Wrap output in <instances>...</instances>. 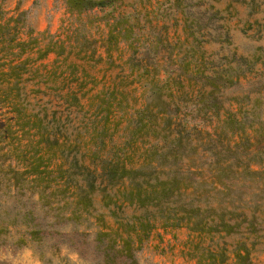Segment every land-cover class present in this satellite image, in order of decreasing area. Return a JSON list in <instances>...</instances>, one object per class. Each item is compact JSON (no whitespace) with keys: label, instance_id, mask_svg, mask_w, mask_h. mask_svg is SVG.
Segmentation results:
<instances>
[{"label":"trees","instance_id":"obj_1","mask_svg":"<svg viewBox=\"0 0 264 264\" xmlns=\"http://www.w3.org/2000/svg\"><path fill=\"white\" fill-rule=\"evenodd\" d=\"M115 2L64 0L71 20L61 38L60 32L35 30L0 0V108L9 113L0 120V200L24 196L31 203L14 210L10 224L24 227L15 244L60 233L46 228L53 223L37 219L35 210L43 209L60 220L95 218L93 241L100 259L93 262L87 251L76 249L91 264H137L136 251L157 227H185L182 254L195 264H256V247L264 252V120L258 105L243 106L245 99L234 98V107L220 103L222 87L238 80L236 67L203 57L197 61L178 49L175 70L163 68L164 76L160 68L142 71L143 103L128 118L125 140L113 149L106 124L132 98L118 85L97 93L95 116L103 124L93 126V166L81 160L85 144L62 131L56 109L49 115L46 105L31 106L30 93L42 91L27 88L43 74L45 64L39 61L54 53L55 72L62 55L63 60L84 58L88 38L81 15L115 8ZM127 18L106 23L110 40L131 37L126 31L133 25H119ZM183 56L189 58L183 62ZM69 66L74 80L76 61ZM70 93L78 102L80 97ZM96 190L106 214L92 213ZM3 224L4 218L0 232Z\"/></svg>","mask_w":264,"mask_h":264},{"label":"rangeland","instance_id":"obj_2","mask_svg":"<svg viewBox=\"0 0 264 264\" xmlns=\"http://www.w3.org/2000/svg\"><path fill=\"white\" fill-rule=\"evenodd\" d=\"M5 6L11 13L21 12L25 23L35 30L60 32L61 38L66 35L63 28L71 16L64 0H5ZM129 15L119 25L127 22L133 25L132 31H126L131 37L126 40L119 35L118 40H110L106 23ZM81 16L85 23L82 29L88 38L85 57L71 55L63 60L62 55L53 72L56 55L50 53L39 61L45 64L41 68L42 76L29 80L27 88L29 92L37 87L42 90L30 93L31 106L35 102L44 104L49 115L56 109L62 116V131L69 139L85 144L82 147L85 155L81 157L85 164L93 166L90 152L94 147L90 143L94 140L93 126L99 119L95 116L96 94L118 85L128 90L132 98L130 106L117 109L106 124L107 133H112L111 139H107L108 147L113 149L125 140L128 118L143 103L138 75L146 69L160 68L162 76L166 74L163 68L175 70L178 49L187 56L193 54L192 58L197 61L203 57L207 63L213 60L215 64L236 67L240 72L238 80L222 87L220 103L234 107V98L245 99L243 106L255 103L262 110L264 120V0H116L115 8H96ZM109 45L111 51L107 52ZM187 56L180 58L184 62ZM72 60L77 64L74 80L69 66ZM73 91L80 97L78 102L72 99L70 92ZM6 110L7 107L0 108V120L8 116ZM101 123L103 120L96 125ZM112 143L116 146L112 147ZM92 196V213L106 214L100 192L96 190ZM24 201L27 207L31 205L24 196L20 201L12 197L0 200V220L5 219L0 232V264H91L92 261L76 252L80 248L87 251L89 258L94 257L93 262L100 259L94 247L96 229L92 216L85 221L60 220L61 217L54 218L50 212L36 209L37 219L53 223L46 228L60 229V233L47 234L46 230L40 241L31 239L26 245H16L15 240L24 227L19 223L11 225L10 221L14 210ZM3 206L10 210L8 214L4 213ZM79 231L90 233L81 235ZM187 234L185 227H157L136 251L137 264H195V260L182 254ZM253 255L256 264H264L260 246Z\"/></svg>","mask_w":264,"mask_h":264}]
</instances>
